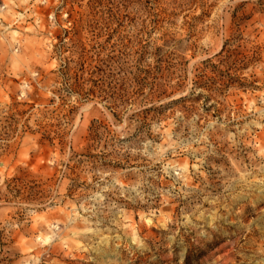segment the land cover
Wrapping results in <instances>:
<instances>
[{
    "label": "rangeland",
    "instance_id": "obj_1",
    "mask_svg": "<svg viewBox=\"0 0 264 264\" xmlns=\"http://www.w3.org/2000/svg\"><path fill=\"white\" fill-rule=\"evenodd\" d=\"M0 264H264V0H0Z\"/></svg>",
    "mask_w": 264,
    "mask_h": 264
}]
</instances>
